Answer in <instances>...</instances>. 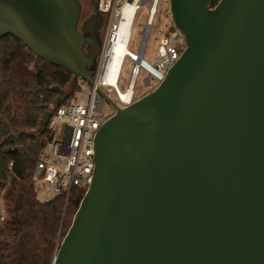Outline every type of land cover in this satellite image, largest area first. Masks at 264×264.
I'll list each match as a JSON object with an SVG mask.
<instances>
[{
	"label": "water",
	"instance_id": "1",
	"mask_svg": "<svg viewBox=\"0 0 264 264\" xmlns=\"http://www.w3.org/2000/svg\"><path fill=\"white\" fill-rule=\"evenodd\" d=\"M211 1L169 0L186 48L153 92L122 108L99 90L114 114L52 264H264V0ZM81 17L79 0H0V39L93 86Z\"/></svg>",
	"mask_w": 264,
	"mask_h": 264
},
{
	"label": "trees",
	"instance_id": "2",
	"mask_svg": "<svg viewBox=\"0 0 264 264\" xmlns=\"http://www.w3.org/2000/svg\"><path fill=\"white\" fill-rule=\"evenodd\" d=\"M84 84L14 37L0 39V264H52L73 223L86 190L41 202L34 174L52 140L40 128L44 114L71 102ZM60 92L65 102L55 105Z\"/></svg>",
	"mask_w": 264,
	"mask_h": 264
},
{
	"label": "built area",
	"instance_id": "3",
	"mask_svg": "<svg viewBox=\"0 0 264 264\" xmlns=\"http://www.w3.org/2000/svg\"><path fill=\"white\" fill-rule=\"evenodd\" d=\"M160 1L161 0H98V13L105 18V28L100 54L94 68V78H92L94 82L93 86L86 84V90L83 91L82 89L80 95H76L71 102L61 105L52 113L48 125L52 137L58 124H66L67 129L62 142L52 139L44 148L34 174L36 183L44 182L57 194L65 192L68 199L74 188L87 191L91 184L94 169L96 134L101 126L114 114V110L99 94V90H102L120 107L125 108L137 100L134 91L141 71H145L148 74V77L143 82L144 89H149L151 87L153 84L152 80L155 81L156 87H158L170 68L179 60L186 45L184 36L178 31H171L168 36L160 39V46L158 49L159 57L156 65H150L145 59L146 44ZM145 4H150V9L144 39L139 52L133 53L129 51V41L120 66V75L116 84L112 85L108 77L109 65L115 54V45L119 38V31L125 9L128 6L135 7V20L138 11ZM166 15L168 16L167 13L165 16ZM138 59L142 61L140 65H137ZM128 61V66L133 64L131 79L127 85V89L122 92L119 89V82ZM150 67L154 68L156 73H153ZM135 72L136 82L133 87V92L131 96L122 98L121 93H125L130 88ZM112 93H114V96Z\"/></svg>",
	"mask_w": 264,
	"mask_h": 264
},
{
	"label": "rangeland",
	"instance_id": "4",
	"mask_svg": "<svg viewBox=\"0 0 264 264\" xmlns=\"http://www.w3.org/2000/svg\"><path fill=\"white\" fill-rule=\"evenodd\" d=\"M82 4L84 10L90 6V4L95 5L96 0H79ZM150 4L143 5L140 10L138 11L133 27H132V34L131 40L129 44V51L133 53L139 52L140 46L143 42L146 27H147V19L149 15ZM168 14V16L165 14ZM173 28V23L170 14V5L169 0H161L159 4V8L157 14L154 18L153 26L150 31V35L146 44L145 50V59L146 61L154 66L156 65L157 59L159 57V46H160V39L168 36ZM129 65V61L126 63L125 68L122 72L120 82H119V89L124 92L127 89V85L131 79V66ZM148 77L147 72L141 71V74L137 80L136 89L134 91L135 98L138 100L143 96L153 92L157 87L154 80H152V85L149 89L143 88V82ZM153 79V78H152ZM83 91L87 89L86 84L82 85ZM114 96V93H112ZM80 95V92L77 94ZM66 124L60 123L54 130V134L52 139L58 142H62L65 133H66ZM36 193L39 201L47 202L57 197V193L52 191L44 182L36 183Z\"/></svg>",
	"mask_w": 264,
	"mask_h": 264
},
{
	"label": "bare ground",
	"instance_id": "5",
	"mask_svg": "<svg viewBox=\"0 0 264 264\" xmlns=\"http://www.w3.org/2000/svg\"><path fill=\"white\" fill-rule=\"evenodd\" d=\"M134 15H135V7L128 6L125 9L124 17H123V20L121 22V27H120V31H119V38H118L116 45H115V54L113 55V58H112L110 65H109L108 77H109L110 83L112 85L116 84V81L118 80V77L120 75V66H121L124 54L127 50L126 48H127V45L130 41V37H131V27H132V24L134 21ZM141 62H142L141 59H138L137 65H140ZM150 69L153 73H156L154 68L150 67ZM136 72H137V69H136ZM136 72L133 75V79H132L130 88L125 93H121L122 98H127V97L131 96V94L133 92V87H134L135 82H136Z\"/></svg>",
	"mask_w": 264,
	"mask_h": 264
},
{
	"label": "flooded vegetation",
	"instance_id": "6",
	"mask_svg": "<svg viewBox=\"0 0 264 264\" xmlns=\"http://www.w3.org/2000/svg\"><path fill=\"white\" fill-rule=\"evenodd\" d=\"M93 18L95 19L92 20L91 25L93 26V30L96 33L97 39L100 41L102 45V37L105 28V18L96 11L95 5L90 4V6L86 8V11L82 6V17H81L79 29L82 30L84 24Z\"/></svg>",
	"mask_w": 264,
	"mask_h": 264
}]
</instances>
